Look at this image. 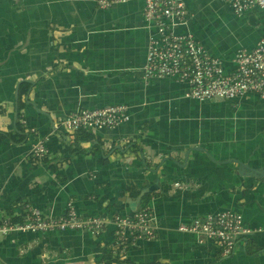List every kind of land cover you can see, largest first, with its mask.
I'll return each instance as SVG.
<instances>
[{
    "label": "crops",
    "instance_id": "0c3cea01",
    "mask_svg": "<svg viewBox=\"0 0 264 264\" xmlns=\"http://www.w3.org/2000/svg\"><path fill=\"white\" fill-rule=\"evenodd\" d=\"M181 1L186 25L171 31L191 34L224 73L264 34L257 8L236 15L225 0ZM151 33L140 2L100 10L94 0H0V215L28 204L57 217L71 203L80 219L108 223L146 207L155 238L128 248L124 264H264V98L197 103L171 79L146 81ZM109 106L129 120L111 131L54 129L77 110ZM37 140L41 159L31 156ZM225 211L250 231L227 256L177 231ZM113 240L108 225L0 237V264H120L109 259Z\"/></svg>",
    "mask_w": 264,
    "mask_h": 264
},
{
    "label": "built area",
    "instance_id": "2783aa9c",
    "mask_svg": "<svg viewBox=\"0 0 264 264\" xmlns=\"http://www.w3.org/2000/svg\"><path fill=\"white\" fill-rule=\"evenodd\" d=\"M225 1L236 15L252 8L264 13V0ZM130 2H140L143 19L154 24V33L147 37L142 68L146 81L163 77L171 79L184 85L186 97L197 103L234 100L247 93L264 98V34L252 51L237 50L232 57L234 69L224 73L221 60L207 55L191 34L171 31V27L186 25V11L181 0H94V5L103 10ZM128 120L125 107L109 106L77 110L58 121L54 129L66 134L111 131ZM122 142L126 144L125 140ZM47 152L44 141L37 140L31 156L41 159ZM106 225L111 226L114 235L109 250L113 257L119 258L139 241L155 238L156 228L149 208L130 216H116L106 223L99 218L80 219L71 203H67L64 213L57 217L43 216L28 204L17 214L0 215V237L68 231L94 235ZM177 231L214 242L223 256L233 253L239 239L250 233L242 227L240 216L230 211L195 218L179 225Z\"/></svg>",
    "mask_w": 264,
    "mask_h": 264
},
{
    "label": "trees",
    "instance_id": "16d2710c",
    "mask_svg": "<svg viewBox=\"0 0 264 264\" xmlns=\"http://www.w3.org/2000/svg\"><path fill=\"white\" fill-rule=\"evenodd\" d=\"M75 133V132H74ZM79 134H86V133H84V132H78ZM76 134V133H75ZM80 140V139H79ZM43 216H49V215H44L43 213H41ZM75 232V231H74ZM48 233H54V232H48ZM64 233V232H63ZM43 234H45V233H43ZM38 235H42V234H38ZM113 259L114 261H117L118 263H120V264H124V262L122 261V260H119L120 258H118V257H113V256H111L110 255V253H109V259ZM104 260H107V259H104ZM104 260L102 261V262H104ZM101 262V263H102Z\"/></svg>",
    "mask_w": 264,
    "mask_h": 264
},
{
    "label": "rangeland",
    "instance_id": "374dc122",
    "mask_svg": "<svg viewBox=\"0 0 264 264\" xmlns=\"http://www.w3.org/2000/svg\"><path fill=\"white\" fill-rule=\"evenodd\" d=\"M157 79H168V78H164V77H163V78H157ZM32 133H33V132H32ZM42 141H44V140H42ZM215 214H216V213H215ZM212 215H213V214H212ZM194 219H195V218H194ZM192 220H193V219H192Z\"/></svg>",
    "mask_w": 264,
    "mask_h": 264
},
{
    "label": "water",
    "instance_id": "95a60500",
    "mask_svg": "<svg viewBox=\"0 0 264 264\" xmlns=\"http://www.w3.org/2000/svg\"><path fill=\"white\" fill-rule=\"evenodd\" d=\"M26 100H27V98H25ZM31 106H33L32 104H31Z\"/></svg>",
    "mask_w": 264,
    "mask_h": 264
}]
</instances>
